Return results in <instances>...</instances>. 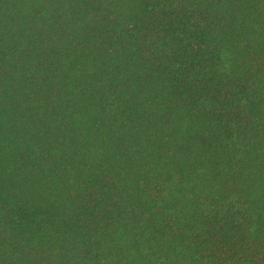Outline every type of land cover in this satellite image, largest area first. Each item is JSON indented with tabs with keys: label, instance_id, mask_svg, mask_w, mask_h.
<instances>
[{
	"label": "trees",
	"instance_id": "16d2710c",
	"mask_svg": "<svg viewBox=\"0 0 264 264\" xmlns=\"http://www.w3.org/2000/svg\"><path fill=\"white\" fill-rule=\"evenodd\" d=\"M0 264H264V0H0Z\"/></svg>",
	"mask_w": 264,
	"mask_h": 264
}]
</instances>
